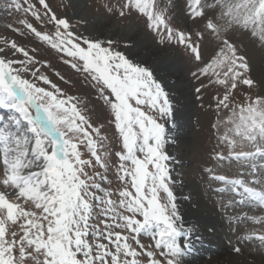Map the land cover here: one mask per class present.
Returning a JSON list of instances; mask_svg holds the SVG:
<instances>
[{
    "label": "snow or ice",
    "instance_id": "obj_1",
    "mask_svg": "<svg viewBox=\"0 0 264 264\" xmlns=\"http://www.w3.org/2000/svg\"><path fill=\"white\" fill-rule=\"evenodd\" d=\"M5 9L15 14L7 30L38 44L29 48L17 38H0V109L9 113L7 122L0 120V195L23 232L18 238L11 233V239L5 234L0 264H181L189 246L180 238L187 241L190 233L180 223L172 190L165 128L172 106L161 85L113 41L77 31L52 0H7ZM41 45L56 53L58 63L39 55ZM192 51L199 62L197 46ZM210 71L208 62L193 75L208 78ZM214 83L223 86L227 80ZM81 84L96 98L70 94L71 88L84 91ZM200 85L198 100L207 91L204 79ZM234 87L212 98L225 105ZM260 115L259 137L250 134V117L236 127L253 152L233 153L231 147L228 155L213 152L217 166L245 162L249 171L243 178L205 169L211 180L223 183L216 189L229 197L223 207L250 205L264 212ZM220 139L225 147L232 144ZM228 219L230 225L264 223V215L247 213ZM145 237L148 242H142ZM238 239H257L264 247V234Z\"/></svg>",
    "mask_w": 264,
    "mask_h": 264
},
{
    "label": "rangeland",
    "instance_id": "obj_2",
    "mask_svg": "<svg viewBox=\"0 0 264 264\" xmlns=\"http://www.w3.org/2000/svg\"><path fill=\"white\" fill-rule=\"evenodd\" d=\"M6 3L7 0H0V38H17L29 48L36 47L38 42L14 37L7 30L5 25L14 22L15 14L5 9ZM52 3L83 35L105 42L113 41L115 49L130 62L150 71L167 94L172 106V115L165 125L170 140L166 148L173 159L170 163L172 190L176 196L180 223L188 233L199 236L191 241L189 235L187 241L206 243L208 253L201 261L210 258L209 255L222 247L224 253L234 256L232 261L238 263L245 255L248 262L264 264V247L259 240L238 239L250 233L264 234V223L233 221L230 225L228 219L245 213L260 216L264 212L250 205L223 207L222 203L227 204L229 197L216 191L223 187V183L211 180L205 171L215 167V174L228 178H243V173L249 171L243 161H224L222 166H217L212 156L214 151L228 155L229 147L233 153L241 154L255 150L250 141L237 135L236 127L242 117H250L247 123L254 127V132L250 134L259 137L260 114L264 113V0H52ZM112 25L116 27L115 31L107 37V29ZM192 45L199 50V62ZM39 55L47 57L42 51ZM165 58L172 61L162 65L160 61ZM208 62H211L208 78L193 75ZM201 79H204L203 86L207 91L201 93L202 98L198 100L195 89L201 86ZM224 79L227 80L226 85L214 83ZM233 85L234 90L227 92L226 106L219 105L212 98L224 96L225 90L232 89ZM70 94L83 95L75 88H71ZM8 115L6 109H0V120L7 122ZM222 137L232 141V144L225 147L220 139ZM186 142L193 145L186 146ZM245 179L248 177L245 176ZM103 186L109 187L107 183ZM186 191L194 194L196 204L202 200L210 205L212 216L218 219L217 227L224 230L223 236L217 239L221 244L217 242L213 245L214 238L209 233L198 235L196 226L208 225L206 220L198 219L192 229L186 226L184 207L187 203L191 206L195 203L187 199L189 194H185ZM232 198L239 199L234 195ZM6 207L7 212L4 211ZM19 222L14 209L0 195V241L4 240L6 233L9 239L13 232L17 233V238L22 235ZM187 241L181 236V244ZM142 242H148V238L145 237ZM237 247L241 249L239 253L234 251ZM193 251L192 248L183 255L181 264H191L188 258L196 256ZM217 258L219 261L211 259V264L228 261V255Z\"/></svg>",
    "mask_w": 264,
    "mask_h": 264
},
{
    "label": "bare ground",
    "instance_id": "obj_3",
    "mask_svg": "<svg viewBox=\"0 0 264 264\" xmlns=\"http://www.w3.org/2000/svg\"><path fill=\"white\" fill-rule=\"evenodd\" d=\"M116 27H114V25L110 26L108 29H107V32H106V36L109 37V35L115 31ZM99 30H97L98 32ZM100 32V31H99ZM41 51L43 54L47 55L48 58L50 59H53L54 62H57L58 63V60L56 59V53L51 51V49H47L46 47H43L41 45ZM53 56V57H52ZM168 58H165V59H162L160 62L162 65H168L169 62L172 61V59H168ZM176 60V57L175 59L173 60V62ZM154 63V62H153ZM171 68V67H170ZM80 87L82 89H84V91H81L80 93H83V98L85 99V101H90V100H93L91 99L92 97L96 98L94 94H91V92H89V90L86 88L85 85L81 84ZM85 92H88L87 95H85ZM85 96V97H84ZM89 107H92L91 104H89ZM186 146L190 144V146L193 145L192 142H186L185 143ZM191 156V155H189ZM188 156V157H189ZM188 193L189 196L187 197V199H190V200H193L195 203L191 206L189 205L188 203L185 205L184 207V212H183V216L186 220V226L189 228V229H192V226L193 224H195L196 222H198V219L204 221L206 220L208 222V225L207 224H199V226H196V230H197V233L198 235H201L203 233H209L211 237H213L214 239H212V242H213V245L217 242H219L221 244L220 241H217V239L219 237H222L223 234H224V230L217 227V224L218 223V219L217 217L214 215L212 216L213 214L211 213V207L210 205L205 202V201H202L200 200L199 204H196V199L194 200V194H192V192L190 191H186L185 194ZM184 194H181V196H183ZM204 214V215H203ZM211 226V228H209ZM199 236H195V234L193 232H190V239L191 241H194L198 238ZM188 244L189 246V250H191L192 248L194 249L193 251V254L196 256H193L191 258H188V262L189 261H192L191 264H197L196 262L197 261H200L198 264H211V261L212 260H215V261H219V258L217 257H226L228 255V261L226 262H217L218 264H261V263H252V262H248L246 260V256L245 255H242L240 257V261L237 263L235 261H232V259L234 258V256H231L227 253H224V251L222 250V247H218L216 249V253H213L211 255H209L210 258L204 260V261H201L202 257L204 256V254L206 255L208 252H206L207 250L205 249L206 247V243L200 241V242H196V246L193 243H191L190 241H187L185 242ZM185 243H182V245H184ZM200 246V247H199ZM215 252V251H214ZM222 253H224L222 255ZM212 259V260H211ZM195 262V263H193ZM210 262V263H209ZM264 262V261H263Z\"/></svg>",
    "mask_w": 264,
    "mask_h": 264
}]
</instances>
